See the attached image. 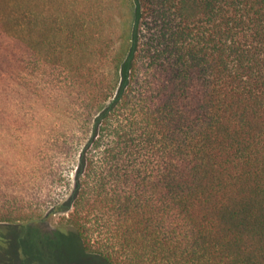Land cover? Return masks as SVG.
<instances>
[{
    "label": "trees",
    "instance_id": "trees-1",
    "mask_svg": "<svg viewBox=\"0 0 264 264\" xmlns=\"http://www.w3.org/2000/svg\"><path fill=\"white\" fill-rule=\"evenodd\" d=\"M74 243L264 264V0H0V260Z\"/></svg>",
    "mask_w": 264,
    "mask_h": 264
},
{
    "label": "flooded vegetation",
    "instance_id": "flooded-vegetation-1",
    "mask_svg": "<svg viewBox=\"0 0 264 264\" xmlns=\"http://www.w3.org/2000/svg\"><path fill=\"white\" fill-rule=\"evenodd\" d=\"M69 249L71 251V254L73 255V259H72L71 264H77L76 262H81V263L84 262L83 264H85V261H88V263L90 264L91 260H93L94 264L95 263L104 264L101 260H99L97 258H91V255L83 252L82 247L79 243L78 244L77 243L70 244ZM80 255H83V256H80ZM3 260L4 259L0 260V262H2ZM5 261L6 260H4V263L7 264V262H5ZM7 261H9V260H7ZM41 264H59V263H50V262L42 261Z\"/></svg>",
    "mask_w": 264,
    "mask_h": 264
},
{
    "label": "rangeland",
    "instance_id": "rangeland-1",
    "mask_svg": "<svg viewBox=\"0 0 264 264\" xmlns=\"http://www.w3.org/2000/svg\"><path fill=\"white\" fill-rule=\"evenodd\" d=\"M60 218L59 216H51L49 218H47L45 221L42 222V226L45 229H51L54 226H56L57 224H59ZM70 255V254H69ZM77 264H80L81 262H76ZM84 262H82L81 264H83ZM0 264H3L0 262ZM85 264H89L88 261H85ZM90 264H94L93 260L90 261ZM95 264H100V263H95Z\"/></svg>",
    "mask_w": 264,
    "mask_h": 264
}]
</instances>
